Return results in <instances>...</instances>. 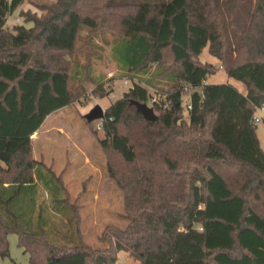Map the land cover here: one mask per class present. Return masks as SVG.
Listing matches in <instances>:
<instances>
[{
  "label": "trees",
  "instance_id": "trees-1",
  "mask_svg": "<svg viewBox=\"0 0 264 264\" xmlns=\"http://www.w3.org/2000/svg\"><path fill=\"white\" fill-rule=\"evenodd\" d=\"M22 1L0 0V255L16 233L32 264H115L122 251L139 264H264V150L254 122L264 106V0H54L9 23ZM81 40L87 53L109 47L133 80L105 110L100 140L128 222L106 226L107 247L95 250L63 179L30 143L82 95L68 58ZM207 47L246 93L206 82L217 71L199 59ZM84 70L96 91L111 92ZM150 89L160 103H149ZM53 214L74 228L76 244L55 242Z\"/></svg>",
  "mask_w": 264,
  "mask_h": 264
},
{
  "label": "rangeland",
  "instance_id": "rangeland-1",
  "mask_svg": "<svg viewBox=\"0 0 264 264\" xmlns=\"http://www.w3.org/2000/svg\"><path fill=\"white\" fill-rule=\"evenodd\" d=\"M26 2L31 5L28 11L40 15L42 13L40 6L52 4L54 0H27ZM23 11L27 10L23 9ZM8 22L13 23L15 19L9 17ZM93 37L97 45H103L99 33ZM82 43L81 40L76 52L68 56L70 70L73 69L80 74L77 80L71 82L72 86L82 84L83 78L82 95L69 106L49 115L39 133L30 138V143L34 155L44 160L63 179L70 200L80 207L81 232L84 241L95 250L107 247V243L101 239L106 226L125 227L128 221L124 192L109 175L107 167L110 157L100 144V140L104 138L102 119L89 120L88 115L97 104L105 110L109 108L129 90L133 80L130 78L131 74H128L121 64L113 59L109 47L103 50L100 46L96 47V55L93 52L82 51ZM208 48H204L199 59L213 63L217 71L213 76L209 75L206 82L229 83L246 93V86L239 80L228 77L225 70L220 67V62L209 53ZM86 66L90 67L91 76L94 78L103 76L104 87L108 89L111 85L113 87L111 92L96 91L97 82L88 78L84 70ZM151 71L154 72L155 68L153 67ZM84 76L87 81L84 80ZM150 92L153 90L150 89ZM260 113L264 118V110ZM256 124L257 136L264 150V121ZM43 190L41 187L39 201L48 202L49 193ZM50 220V226L61 228H52L50 231L57 236L56 243L74 245L78 242L74 228L70 225L66 227L65 218L62 219L53 214ZM8 240L9 256L0 255V264H32L29 253L19 245L18 235L10 233ZM115 264H139V261L124 251Z\"/></svg>",
  "mask_w": 264,
  "mask_h": 264
},
{
  "label": "water",
  "instance_id": "water-1",
  "mask_svg": "<svg viewBox=\"0 0 264 264\" xmlns=\"http://www.w3.org/2000/svg\"><path fill=\"white\" fill-rule=\"evenodd\" d=\"M137 109L139 112L143 114L146 120L149 121L156 120V113L153 107H150L145 103H137ZM104 117H105V109L100 104H97L88 115L89 120H93L96 118L103 119Z\"/></svg>",
  "mask_w": 264,
  "mask_h": 264
},
{
  "label": "crops",
  "instance_id": "crops-1",
  "mask_svg": "<svg viewBox=\"0 0 264 264\" xmlns=\"http://www.w3.org/2000/svg\"><path fill=\"white\" fill-rule=\"evenodd\" d=\"M27 0H23L22 1V3L20 4V6H19V9H17V10H15L14 11V13L11 15V16H9L10 18H14L15 19V21L16 22H19V23H24L23 22V18L19 15V12H20V10H28V9H31V5L30 4H28V2H26ZM8 20H9V18H8ZM27 26H31L32 24L31 23H27L26 24ZM61 109H63V108H61ZM60 110V109H59ZM58 111V110H57ZM56 112V111H55ZM51 115V114H50ZM48 118V117H47ZM47 118H46V120H47ZM47 122V121H46ZM45 124V123H44ZM43 124V125H44ZM43 125H42V127H43ZM41 127V128H42ZM41 128L39 129V131L41 130ZM39 131L38 132H36V133H34L32 136L33 137H35V135L36 134H38L39 133ZM33 137H31V138H33ZM36 157V156H35ZM37 158V157H36ZM38 159V158H37ZM121 253H124V251H122V252H119V254H118V257H120V255H121Z\"/></svg>",
  "mask_w": 264,
  "mask_h": 264
},
{
  "label": "built area",
  "instance_id": "built-area-1",
  "mask_svg": "<svg viewBox=\"0 0 264 264\" xmlns=\"http://www.w3.org/2000/svg\"><path fill=\"white\" fill-rule=\"evenodd\" d=\"M220 67H221V66H220ZM221 68H222V67H221ZM152 93H153V94H151V98H150L149 103H150V104L160 103L161 100H162V96L160 95V93H158V92L155 91V90H154ZM165 107H167L166 104H164V108H165ZM189 107H191V106L189 105ZM263 110H264V106H262V107H258V108L256 109V111H255V115H254V122H255V123L260 122V121L263 120V117L261 116L262 113H260V112L263 111ZM99 127H101V125H100Z\"/></svg>",
  "mask_w": 264,
  "mask_h": 264
}]
</instances>
